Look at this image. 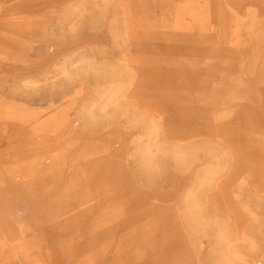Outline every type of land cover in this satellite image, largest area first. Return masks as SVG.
I'll return each instance as SVG.
<instances>
[{
    "label": "rangeland",
    "instance_id": "1",
    "mask_svg": "<svg viewBox=\"0 0 264 264\" xmlns=\"http://www.w3.org/2000/svg\"><path fill=\"white\" fill-rule=\"evenodd\" d=\"M0 264H264V0H0Z\"/></svg>",
    "mask_w": 264,
    "mask_h": 264
},
{
    "label": "bare ground",
    "instance_id": "2",
    "mask_svg": "<svg viewBox=\"0 0 264 264\" xmlns=\"http://www.w3.org/2000/svg\"><path fill=\"white\" fill-rule=\"evenodd\" d=\"M64 122H67V119L65 118H60L58 123H56L54 126L51 124V122H49L48 120V125L50 124L51 128H52V131L55 132V131H58L60 129V127L64 124ZM43 127L46 128V125H43Z\"/></svg>",
    "mask_w": 264,
    "mask_h": 264
}]
</instances>
